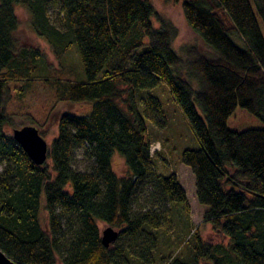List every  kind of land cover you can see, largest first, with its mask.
Here are the masks:
<instances>
[{
    "label": "trees",
    "instance_id": "obj_1",
    "mask_svg": "<svg viewBox=\"0 0 264 264\" xmlns=\"http://www.w3.org/2000/svg\"><path fill=\"white\" fill-rule=\"evenodd\" d=\"M254 1L264 20V0ZM17 6L30 13L35 32L59 59L78 44L86 81L65 77L40 49L19 43ZM182 7L207 50L192 45L182 55L174 46L178 27L152 0H0V156L6 163L0 248L17 264H264V127L228 126L238 106L264 122V34L257 12L253 0H182ZM54 11L64 29L52 21ZM38 80L55 92L46 120L59 129L50 145L52 164L38 165L5 132L9 104ZM161 83L201 142L182 159L207 206L204 222L228 243H208L197 230L180 252L158 259L159 230L172 206L190 210L178 175L155 168L147 112L136 99ZM61 102L87 103L90 110L58 111ZM145 106L163 114L156 96ZM46 122L37 126L43 136ZM82 148L91 163L78 170L74 160ZM116 153L127 167L122 176L114 169ZM100 221L119 228L110 246Z\"/></svg>",
    "mask_w": 264,
    "mask_h": 264
},
{
    "label": "rangeland",
    "instance_id": "obj_2",
    "mask_svg": "<svg viewBox=\"0 0 264 264\" xmlns=\"http://www.w3.org/2000/svg\"><path fill=\"white\" fill-rule=\"evenodd\" d=\"M152 2L160 14L170 19L178 27L179 35L174 42V46L182 55H185V50L192 45L207 50L202 38L189 25L182 7V0H152ZM253 3L264 34V20L259 14L254 0ZM16 11L20 19L17 37L21 45L40 49L45 53L53 68L60 70V74H65V77L71 76L75 78L77 75L81 81L87 80V74L76 42L63 58L59 59L52 45L35 32L31 24V15L26 8L17 6ZM52 21L56 26L62 29L65 28L58 22L56 11L52 12ZM155 24L158 26L160 24L157 19H155ZM234 37L239 44H243L237 36L234 35ZM123 88L125 90L120 102L126 106L127 102L125 99L129 98V91L127 87ZM15 93L22 92L15 90ZM24 94L21 97L15 96L8 106V110L12 115V122L5 126V132L12 137H14L15 129L27 125L37 127L39 123H45L55 104L54 90L42 80L36 81L32 87L27 88ZM149 95L156 96L162 103L163 114H159V117L156 114L145 111L146 99ZM136 99L140 110L144 113L147 112L146 114L149 115H146V121L152 143L151 152L154 156L157 172L166 176L176 173L187 190L190 205L189 211L186 210L183 203H176L172 206L169 218L159 230L160 249L157 253V258L160 259L180 252L189 244V239L197 230L201 232L204 240L208 243L227 244L228 238L217 233L211 224L204 222V213L207 210V206L199 202L196 194L195 174L182 159L185 150L199 149L201 148V142L170 87L166 83H161L155 88L141 90L137 93ZM57 109H59L58 111L79 114L88 112L90 105L87 103L61 102ZM228 126L233 130L243 131L252 128H263L264 122L247 108L238 106L229 117ZM45 127L43 137L51 145L54 138L58 135V125L53 119H50L46 122ZM90 158L86 153V149H79L74 160V168L78 170L87 169L91 163ZM47 162L52 164L50 158ZM113 163L115 171L120 176L126 173L125 160L119 153L115 154ZM5 168L6 163L0 156V173ZM46 215L47 213L45 212L44 224L47 226L49 220ZM99 225L102 234L110 226L103 221H100ZM115 229L119 231V228L115 227Z\"/></svg>",
    "mask_w": 264,
    "mask_h": 264
},
{
    "label": "water",
    "instance_id": "obj_3",
    "mask_svg": "<svg viewBox=\"0 0 264 264\" xmlns=\"http://www.w3.org/2000/svg\"><path fill=\"white\" fill-rule=\"evenodd\" d=\"M14 138L38 165H43L48 160L50 145L45 137H43L38 127L27 125L15 129ZM118 236L119 231L109 226L103 232V243L106 246H110ZM0 264L17 263L0 248Z\"/></svg>",
    "mask_w": 264,
    "mask_h": 264
},
{
    "label": "bare ground",
    "instance_id": "obj_4",
    "mask_svg": "<svg viewBox=\"0 0 264 264\" xmlns=\"http://www.w3.org/2000/svg\"><path fill=\"white\" fill-rule=\"evenodd\" d=\"M50 152V151H49Z\"/></svg>",
    "mask_w": 264,
    "mask_h": 264
}]
</instances>
